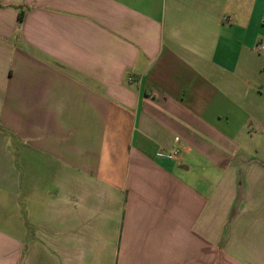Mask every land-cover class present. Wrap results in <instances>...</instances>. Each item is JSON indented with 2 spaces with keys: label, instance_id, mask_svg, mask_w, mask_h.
I'll return each instance as SVG.
<instances>
[{
  "label": "crops",
  "instance_id": "obj_1",
  "mask_svg": "<svg viewBox=\"0 0 264 264\" xmlns=\"http://www.w3.org/2000/svg\"><path fill=\"white\" fill-rule=\"evenodd\" d=\"M263 19L0 0V264H264Z\"/></svg>",
  "mask_w": 264,
  "mask_h": 264
},
{
  "label": "built area",
  "instance_id": "obj_2",
  "mask_svg": "<svg viewBox=\"0 0 264 264\" xmlns=\"http://www.w3.org/2000/svg\"><path fill=\"white\" fill-rule=\"evenodd\" d=\"M263 21H264V19H263ZM157 157L166 158V159H174V160L180 159L178 149H175L170 153H165V154L164 153H158Z\"/></svg>",
  "mask_w": 264,
  "mask_h": 264
},
{
  "label": "rangeland",
  "instance_id": "obj_3",
  "mask_svg": "<svg viewBox=\"0 0 264 264\" xmlns=\"http://www.w3.org/2000/svg\"><path fill=\"white\" fill-rule=\"evenodd\" d=\"M249 115L247 116L246 114H242L241 112H237L233 115V118L230 119L229 121H249Z\"/></svg>",
  "mask_w": 264,
  "mask_h": 264
},
{
  "label": "trees",
  "instance_id": "obj_4",
  "mask_svg": "<svg viewBox=\"0 0 264 264\" xmlns=\"http://www.w3.org/2000/svg\"><path fill=\"white\" fill-rule=\"evenodd\" d=\"M20 19H22V15H21V13H19V20H20Z\"/></svg>",
  "mask_w": 264,
  "mask_h": 264
}]
</instances>
